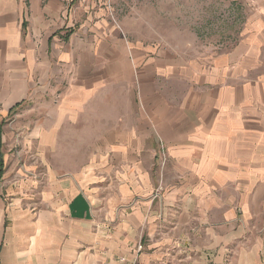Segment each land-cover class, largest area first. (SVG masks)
<instances>
[{
	"label": "crops",
	"instance_id": "1",
	"mask_svg": "<svg viewBox=\"0 0 264 264\" xmlns=\"http://www.w3.org/2000/svg\"><path fill=\"white\" fill-rule=\"evenodd\" d=\"M232 1L238 41L187 60L75 0H0V264H264V0ZM109 85L127 102L105 115L92 95ZM49 97L59 116L29 122L35 162H12L6 117ZM93 109L86 163L41 169Z\"/></svg>",
	"mask_w": 264,
	"mask_h": 264
},
{
	"label": "rangeland",
	"instance_id": "2",
	"mask_svg": "<svg viewBox=\"0 0 264 264\" xmlns=\"http://www.w3.org/2000/svg\"><path fill=\"white\" fill-rule=\"evenodd\" d=\"M80 2L83 11L89 16L107 19L122 35L137 48L151 49L153 54L160 50L181 53L187 60L195 59V46L200 50L213 47L215 49L233 46L242 33L245 15L237 1L232 0H75ZM205 49V50H206ZM92 96H102L108 105L113 99L116 102H127V94L113 86H103ZM43 99V100H42ZM29 106L21 112H14L6 117L3 123L9 132L7 148L11 150L9 159L12 162L27 165L35 157L31 155V140L27 135L31 129L30 120L35 118L59 116L58 109L52 106L58 99L49 97ZM57 100V101H56ZM96 109L87 110V118L92 124H76L60 126L59 139L54 142V157H39L41 169L45 164L55 165L58 177L69 175V172L84 165L87 157L80 154L90 148L91 141L84 137L92 136L98 126L94 124ZM84 116V117H85ZM15 118L22 119L18 124ZM18 130V131H17ZM79 136L80 140L70 137ZM28 139V140H27ZM27 141V142H26ZM16 149V150H15ZM20 151L17 155L13 151ZM28 177L31 174L26 173ZM45 177L41 170L40 180ZM13 197H8L10 203Z\"/></svg>",
	"mask_w": 264,
	"mask_h": 264
},
{
	"label": "trees",
	"instance_id": "3",
	"mask_svg": "<svg viewBox=\"0 0 264 264\" xmlns=\"http://www.w3.org/2000/svg\"><path fill=\"white\" fill-rule=\"evenodd\" d=\"M1 174H2V169L0 168V176H1Z\"/></svg>",
	"mask_w": 264,
	"mask_h": 264
}]
</instances>
